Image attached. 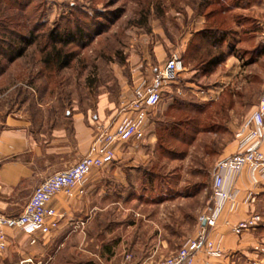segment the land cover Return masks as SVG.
<instances>
[{"label":"rangeland","instance_id":"rangeland-1","mask_svg":"<svg viewBox=\"0 0 264 264\" xmlns=\"http://www.w3.org/2000/svg\"><path fill=\"white\" fill-rule=\"evenodd\" d=\"M2 16L10 30L36 40L0 75V122L24 103L30 110L37 105L90 110L93 117L103 98L113 114L107 124H112L138 80L152 78L173 56L183 60L168 93L149 110L153 175L142 184L149 193L124 197L116 207L111 204L117 198L108 197L107 209L89 220L80 237L57 246L50 264H136V256L128 254L132 242L143 250L148 237L164 234L176 249L193 237L199 216L214 206L216 167L264 88V0H0ZM77 25L88 38L69 47L74 54L70 66L46 70L40 50L49 35ZM204 29L214 30L216 45L208 49L212 58L221 59L212 69L194 60L195 46L210 45L193 35ZM200 109L203 114L196 112ZM172 124L180 126L181 138L171 135L167 143L181 154L179 159L158 149L159 135L166 136ZM255 194L251 216H261L262 225L242 234L262 229L257 234L264 248V186ZM134 210L149 225L129 229L119 224L131 222ZM248 253L249 261L238 255L235 263L264 264V255Z\"/></svg>","mask_w":264,"mask_h":264},{"label":"crops","instance_id":"crops-1","mask_svg":"<svg viewBox=\"0 0 264 264\" xmlns=\"http://www.w3.org/2000/svg\"><path fill=\"white\" fill-rule=\"evenodd\" d=\"M151 79L138 80L131 89L130 98L135 87L149 83ZM166 93L168 90L165 89L162 96ZM24 104L9 110L0 122V217L19 215L35 188L49 177L74 166L87 153L98 128L106 126L108 118L113 115L109 103L103 98L98 100L93 117L90 110H62L49 105H37L34 110H30ZM251 113L236 130L221 160L237 153L236 134ZM151 129L152 119L148 118L146 136L141 143L131 142L119 146L109 165L93 170L85 180V194L82 197L69 199L59 195L50 202L49 205L60 216L58 228L50 235L29 236L15 230H3L5 247L0 251V264L5 261L14 264L27 258L52 261L57 246L75 236L80 237L89 220L98 219L107 209L108 197L117 198L111 204L116 207L122 205L124 197L147 196L148 188L142 184L149 182L148 178L152 179L153 175L149 171L154 160L150 155L155 142ZM262 150L264 152V146ZM225 184L231 190L232 198L222 204L215 227L208 230L209 239L218 245L223 255L206 259L198 254L193 264H236L238 255L249 261L250 249L252 252L254 246H262V235L257 234L262 229L254 234L236 236L230 227L253 214L250 198L257 195L258 189L262 193L264 182L254 183L251 174L243 170L239 175L228 176ZM132 212L131 222L118 221L119 224L129 229H137L145 223L149 225L148 221L143 223L139 219L142 217L140 210ZM32 239H35L34 243H31ZM170 245L169 236L154 235L147 238L143 250L139 249V242H132L128 254L133 259L136 256V264L161 262L179 249H171ZM251 254L257 256L253 252Z\"/></svg>","mask_w":264,"mask_h":264},{"label":"built area","instance_id":"built-area-1","mask_svg":"<svg viewBox=\"0 0 264 264\" xmlns=\"http://www.w3.org/2000/svg\"><path fill=\"white\" fill-rule=\"evenodd\" d=\"M181 70L180 59L177 56L171 57L149 83H142L133 89L132 99L121 104L118 117L112 124L98 128L87 153L74 166L49 177L35 188L19 215L0 217V251L5 247L3 230H15L29 236H48L56 230L60 216L49 205L50 202L59 195L69 199L82 197L85 194V180L93 170L109 165L119 146L144 139L149 110L159 105L164 90ZM236 137L237 153L220 162L213 176L211 191L214 206L199 216L196 235L187 239L175 253L158 264H193L198 254L206 259L223 255L218 245L209 239L208 230L215 227L222 204L232 198L231 190L225 187L226 178L247 170L254 183L264 182V88L250 117ZM262 221L261 216L254 215L230 229L234 235L239 236L262 225ZM34 242L35 239H32L31 243ZM252 252L262 256L264 248L256 245ZM50 261L27 258L18 264H50Z\"/></svg>","mask_w":264,"mask_h":264},{"label":"trees","instance_id":"trees-1","mask_svg":"<svg viewBox=\"0 0 264 264\" xmlns=\"http://www.w3.org/2000/svg\"><path fill=\"white\" fill-rule=\"evenodd\" d=\"M222 2H224V0H215V3L217 4ZM225 9L227 8H224V10ZM2 18L3 16L0 18V75L6 70L7 67H5V65H9L17 59L21 58L25 53V50L33 45L36 40V37L32 35L30 36V38H22V35L19 32L10 30L7 27L6 21ZM213 31L214 30L204 29L193 34L194 36H199V38L203 39L205 43H210V45L207 47L195 46L198 55L195 56L194 60L199 61L200 66H205L204 69H212L213 67L221 63L220 58H212L211 50L208 49L216 45V36L215 32ZM62 32L64 34L58 32L51 33L49 35L48 43L45 44L40 50V54L42 56L41 63L46 70L55 69L57 71H61L68 68L70 66V63L74 59L73 52L68 51L69 47L73 44L82 43L83 40L88 38L82 32V29L78 25L74 29L66 28ZM198 50H201L202 54ZM180 62L183 65L182 58L180 59ZM196 112L203 114L204 109H200ZM154 120L153 122L154 124H156L157 121ZM180 129L181 128L178 124H172L171 127L168 128L166 136H164L163 134L159 135L158 149L169 159H179L181 157V154H179L174 150V148H172V143H167V140L171 135H175V139L179 141V139L181 138V136L180 138H178ZM165 144H168V146L166 147Z\"/></svg>","mask_w":264,"mask_h":264}]
</instances>
